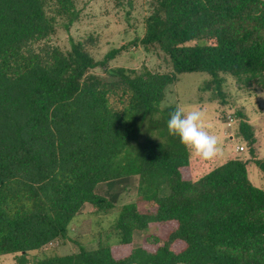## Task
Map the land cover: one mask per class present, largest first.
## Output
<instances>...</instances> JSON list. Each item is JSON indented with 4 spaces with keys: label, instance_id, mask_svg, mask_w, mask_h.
<instances>
[{
    "label": "trees",
    "instance_id": "1",
    "mask_svg": "<svg viewBox=\"0 0 264 264\" xmlns=\"http://www.w3.org/2000/svg\"><path fill=\"white\" fill-rule=\"evenodd\" d=\"M141 42L171 69L109 66L81 41L50 42L78 20L76 0H0V255L18 264H264V187L240 151L199 158L166 121L168 85L208 72L205 88L225 97V74L264 88V0H151ZM101 66L110 78L91 72ZM223 73V75H221ZM239 135L264 177L255 128L237 110ZM137 175L98 246L30 259L69 236L84 204L115 203L100 183ZM157 229L153 248L135 229Z\"/></svg>",
    "mask_w": 264,
    "mask_h": 264
},
{
    "label": "rangeland",
    "instance_id": "2",
    "mask_svg": "<svg viewBox=\"0 0 264 264\" xmlns=\"http://www.w3.org/2000/svg\"><path fill=\"white\" fill-rule=\"evenodd\" d=\"M151 0H76L79 18L69 28L58 24L57 32L50 42L63 50L71 48L72 41H81L96 59H102L111 49H118L116 56L109 60V66H125L141 70L147 66L152 70L171 69L166 55L157 47L147 48L141 42L145 29V17L150 13ZM110 78L103 67L91 70ZM223 75V73H221ZM223 84L225 97L217 95L213 89L205 88L211 78L208 72H184L166 89L164 104L183 108L185 111L199 108L204 116L201 126L217 139L218 160H223L234 147L241 143L245 149L238 155L250 160L249 177L257 186L264 187V177L258 166L251 160L254 156L239 135L237 110H243L255 128L258 152L256 157L264 158V88L256 85L240 87L231 74H225ZM228 124V125H227ZM226 132V133H225ZM239 151V150H238ZM237 153V152H236ZM138 176H126L118 180L100 183L97 192L109 197L115 207L108 212L95 210L86 203L69 225V236L56 240L40 250L28 253L32 260L51 254H67L79 250V245L88 249L98 246L105 238V232L117 219L121 205L134 201L137 195ZM157 229H135L133 246H156ZM17 254L0 255V264H18ZM33 261V260H32Z\"/></svg>",
    "mask_w": 264,
    "mask_h": 264
},
{
    "label": "clouds",
    "instance_id": "3",
    "mask_svg": "<svg viewBox=\"0 0 264 264\" xmlns=\"http://www.w3.org/2000/svg\"><path fill=\"white\" fill-rule=\"evenodd\" d=\"M204 113L199 108L185 111L176 107L170 111L166 126L170 134L179 137L199 158L211 159L217 155V139L201 126Z\"/></svg>",
    "mask_w": 264,
    "mask_h": 264
},
{
    "label": "built area",
    "instance_id": "4",
    "mask_svg": "<svg viewBox=\"0 0 264 264\" xmlns=\"http://www.w3.org/2000/svg\"><path fill=\"white\" fill-rule=\"evenodd\" d=\"M245 149V146L242 144L237 145V150L242 151Z\"/></svg>",
    "mask_w": 264,
    "mask_h": 264
},
{
    "label": "crops",
    "instance_id": "5",
    "mask_svg": "<svg viewBox=\"0 0 264 264\" xmlns=\"http://www.w3.org/2000/svg\"><path fill=\"white\" fill-rule=\"evenodd\" d=\"M228 125V124H227ZM226 133V132H225ZM239 144H241V143H239ZM256 145L258 146V144L256 143ZM234 150L237 152L238 150H237V145L234 147Z\"/></svg>",
    "mask_w": 264,
    "mask_h": 264
}]
</instances>
